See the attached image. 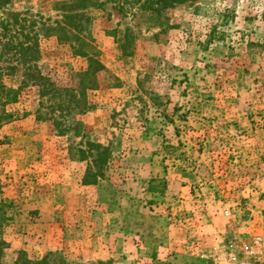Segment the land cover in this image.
Returning <instances> with one entry per match:
<instances>
[{"label":"rangeland","instance_id":"374dc122","mask_svg":"<svg viewBox=\"0 0 264 264\" xmlns=\"http://www.w3.org/2000/svg\"><path fill=\"white\" fill-rule=\"evenodd\" d=\"M63 1L0 6L1 81L19 87L3 107L10 116L0 155L10 142L3 128L27 118L31 134L17 140L30 148L18 155L42 159L38 175L17 177L0 198V264H227L230 256L264 264V0L158 10L146 0H96L80 9L91 49L70 28L45 32ZM75 49L104 66L84 95L77 74L88 60ZM82 101L85 109L75 108ZM149 157L167 177L155 197L143 190ZM52 183L88 187L84 201L66 198L76 213L63 216L61 240L40 252L33 210L10 199L17 188L27 198ZM99 209L119 211L118 219L99 225ZM117 230L158 247L124 240L116 255ZM97 244L108 249L100 254Z\"/></svg>","mask_w":264,"mask_h":264},{"label":"crops","instance_id":"0c3cea01","mask_svg":"<svg viewBox=\"0 0 264 264\" xmlns=\"http://www.w3.org/2000/svg\"><path fill=\"white\" fill-rule=\"evenodd\" d=\"M22 126V127H21ZM29 121L27 118H24L19 121H14L8 125H6L3 128V131L6 132L10 136V142L8 144H4V151H6V154L0 155V183L6 184L5 186L1 187V191L4 193L0 194V198H3L5 200V197L7 194L5 193V190H7V193L10 192V189H13V183L16 181V178L20 179L22 176H27L30 174L38 175L39 171L41 170L39 168V161H41L40 155H18L22 154L24 150H28L30 148V143L23 142L20 144V140L17 139H27L30 136L29 131ZM17 141V142H15ZM20 141V142H19ZM169 152H164L162 155H167ZM139 155V153L137 154ZM39 159V160H38ZM150 157L147 159V162H149ZM148 164H151L148 166L147 169V179H145V183L143 184L144 188L143 190L148 193L149 195L159 196L164 191H166L167 186L165 183V174L164 168H156L155 163L149 162ZM159 170V171H158ZM47 173V172H46ZM48 173L50 175L55 174V170L49 169ZM137 175L142 174L143 171L141 167L139 166L137 171ZM57 174H60V171H57ZM167 178V177H166ZM139 179V177H138ZM155 179H163L164 180V186L160 192H148L147 187L151 180ZM171 183V182H170ZM17 187V186H16ZM75 187V188H74ZM88 187L87 184H78L75 186L66 185L65 183H52L46 188L37 189L35 195H32L30 197H23V193L20 192L18 188L15 191V195L13 199L11 198L10 201H13L16 205H22L25 207H28L30 210H33V219L36 221V224H34L35 229L32 231V234H35V237H42L45 240L46 245L44 242L42 243L41 247L37 245V247H34L38 249L40 252L42 249L47 248L48 245H52L55 243H58L61 240V237L59 236L58 232L63 225V223H66L63 221V216L65 214H68L71 216V213L75 214L77 207L72 204L70 200H66L67 197H73L78 196L82 198V201L85 200L84 196V190L83 188ZM70 190H67V189ZM78 189V190H77ZM19 193L22 195L20 197ZM79 193H81L79 195ZM81 202V201H80ZM13 204V205H15ZM84 204V203H82ZM81 204V206H83ZM106 212H103L102 210H97L96 212L93 211V214L96 215L95 222H97L99 225L106 226L108 221V215L115 216L114 221L118 219L119 211L114 212V214H105ZM30 217V216H29ZM107 218V219H105ZM74 221V217H70V221ZM69 222V221H68ZM116 233V241L115 247H112V244L110 245L111 250H115L116 255H121L123 253V245L124 240L127 241V244H129V241H135L139 240L141 242V245L137 247V250H143L145 248H149L150 246H156V243L151 241L150 238H147L144 241L141 235L139 234H133V235H124V232L115 231ZM120 233V234H119ZM27 235L25 237L26 240H31L30 236ZM36 239V238H35ZM71 240V239H70ZM75 241V239H73ZM153 242V243H152ZM78 243L76 242V245ZM119 244V245H118ZM127 245V246H128ZM135 245H138V243H135ZM103 247L107 246L102 245ZM102 246L100 244H97L94 246V249H98L97 252L101 254V251H103ZM42 248V249H41ZM82 250H84L82 248ZM43 252V251H42Z\"/></svg>","mask_w":264,"mask_h":264},{"label":"trees","instance_id":"16d2710c","mask_svg":"<svg viewBox=\"0 0 264 264\" xmlns=\"http://www.w3.org/2000/svg\"><path fill=\"white\" fill-rule=\"evenodd\" d=\"M185 0H146V4L152 10H158L159 8L169 7L176 3H182ZM7 0H0V6L4 5ZM56 10L59 12L60 19L54 21L53 25H47L45 27V32L52 34L56 31H64L67 28L72 29L71 38H74L75 41H78L81 46H88L91 49L89 41H85V36L82 35L83 21H88V16H86L83 11L80 9H86L89 6H94L99 4L96 0H69L58 2ZM153 4L155 6H153ZM84 19V20H83ZM22 46V45H21ZM76 54L87 57L88 65L84 71H81L77 74L79 85L82 82H85L81 87V94L84 95L85 89L90 88L95 81H92L93 76L100 70L104 68L103 64L95 58L93 53H87L82 49H75ZM88 86V87H87ZM19 96V87L14 88L6 86L1 81V72H0V127L1 125L8 121L10 114L6 113L3 107L9 103H14L18 100ZM78 106H75L78 110H84L86 101H82ZM164 186L163 179L151 180L148 184V192H160Z\"/></svg>","mask_w":264,"mask_h":264},{"label":"built area","instance_id":"2783aa9c","mask_svg":"<svg viewBox=\"0 0 264 264\" xmlns=\"http://www.w3.org/2000/svg\"><path fill=\"white\" fill-rule=\"evenodd\" d=\"M260 242L264 243V239H260ZM256 243L259 244V242H256ZM251 252H252V251H250V248L246 247V249H245V253H246V254H252ZM227 264H250V263H249V261H247L246 259H240V258L237 259V258H235V257H233V256H230V257L228 258V262H227Z\"/></svg>","mask_w":264,"mask_h":264}]
</instances>
